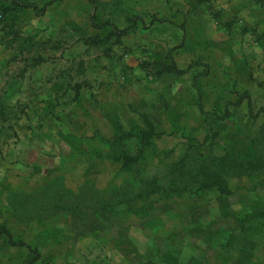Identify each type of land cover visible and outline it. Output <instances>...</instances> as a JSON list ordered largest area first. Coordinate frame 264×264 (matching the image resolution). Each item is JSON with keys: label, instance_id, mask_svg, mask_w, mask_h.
<instances>
[{"label": "rangeland", "instance_id": "obj_1", "mask_svg": "<svg viewBox=\"0 0 264 264\" xmlns=\"http://www.w3.org/2000/svg\"><path fill=\"white\" fill-rule=\"evenodd\" d=\"M0 264H264V0H0Z\"/></svg>", "mask_w": 264, "mask_h": 264}, {"label": "trees", "instance_id": "obj_2", "mask_svg": "<svg viewBox=\"0 0 264 264\" xmlns=\"http://www.w3.org/2000/svg\"><path fill=\"white\" fill-rule=\"evenodd\" d=\"M202 113L205 115V120L209 123L219 120L226 115V112L222 115L211 114L205 111H202ZM140 137H144L143 139L147 142L149 135L141 132ZM138 151L140 152L139 149ZM137 157V155H125L122 166L131 167L136 162ZM173 167H178L179 172H184L188 175L186 176L187 179L176 181L175 186L173 185L174 188H178L179 184L183 188L193 183L197 184L198 188L202 190L217 189L221 193H228L227 179L231 176L248 175L255 170L256 165L253 161L235 158L228 154L217 157V159H211V161L206 157L203 160L197 161V158L193 156L184 155ZM17 244L21 243L18 242Z\"/></svg>", "mask_w": 264, "mask_h": 264}]
</instances>
